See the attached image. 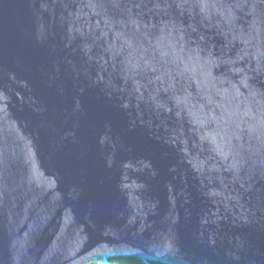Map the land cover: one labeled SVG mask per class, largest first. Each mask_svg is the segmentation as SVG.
<instances>
[{"label": "water", "instance_id": "95a60500", "mask_svg": "<svg viewBox=\"0 0 264 264\" xmlns=\"http://www.w3.org/2000/svg\"><path fill=\"white\" fill-rule=\"evenodd\" d=\"M0 264H264V0H0Z\"/></svg>", "mask_w": 264, "mask_h": 264}]
</instances>
